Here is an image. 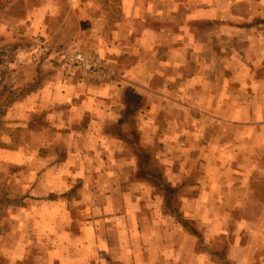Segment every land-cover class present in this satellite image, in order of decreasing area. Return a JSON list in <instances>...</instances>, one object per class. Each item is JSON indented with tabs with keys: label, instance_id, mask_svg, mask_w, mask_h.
<instances>
[{
	"label": "rangeland",
	"instance_id": "1",
	"mask_svg": "<svg viewBox=\"0 0 264 264\" xmlns=\"http://www.w3.org/2000/svg\"><path fill=\"white\" fill-rule=\"evenodd\" d=\"M199 1L0 0L2 110L9 113L14 104L5 107L7 99L29 76L21 71L19 52L29 55L41 81L70 82L64 73L66 51L77 44L87 54L103 52L111 44L105 34L113 28L108 22L132 14L151 18L158 2L159 15L172 21L183 18L180 22H188L190 33H200L202 41L208 35L210 40L213 28L223 32V18L238 22L236 28L232 26L234 37L245 45L251 43V29L259 32L255 27L264 28V24L245 28L239 23L264 18V0ZM197 2L205 7L200 9L207 18L202 22L193 21ZM215 16L220 21L213 27L209 19L215 20ZM99 19L105 25L97 24ZM172 24L167 79L163 67L155 65L164 59L156 54L158 42L146 37L142 41L149 43L147 55L136 57L143 73L125 74L166 95L154 94L146 101L149 110L143 113L141 128L130 119L132 130L122 139L134 152L126 157L140 159L135 179L121 182L113 178L105 183L90 182L85 176L76 180L85 171L74 167L78 163L62 168L71 161L67 157L74 155L63 153L72 144L64 143L67 137L44 136L41 143L26 148L20 130L28 131L37 122L19 123V119H9L8 113L3 117L0 264H106L109 260L110 264L118 260V264H264V96L251 97V103L243 97L249 87L250 92L260 94L261 84L254 80L256 84L246 88L247 73L231 71L238 64L244 68L245 60L240 62L243 56L227 41L216 40V47L211 44L222 50L221 62L206 55L209 46L196 51L188 47V57L187 47L174 37L179 36L180 26ZM151 25L159 28L163 23ZM135 43L130 47L135 48ZM181 46L179 58L175 54ZM246 53L247 63L261 58L259 53ZM178 61L188 63L186 72L180 70L183 66ZM164 80H168V88L163 87ZM236 83L240 90H231ZM19 110L15 109V117ZM61 123L57 121L55 126ZM38 124L48 125L42 131L52 132V121ZM141 142L145 147L137 150ZM98 168L101 174L107 172L102 163ZM148 178L153 183H147ZM121 223L131 228L125 236L133 237H124L121 250L127 255H115L112 250L106 257L105 250L94 242L103 235L97 229Z\"/></svg>",
	"mask_w": 264,
	"mask_h": 264
},
{
	"label": "crops",
	"instance_id": "2",
	"mask_svg": "<svg viewBox=\"0 0 264 264\" xmlns=\"http://www.w3.org/2000/svg\"><path fill=\"white\" fill-rule=\"evenodd\" d=\"M160 1H163V3L169 2V0H159V2ZM159 2L153 6V15L151 18L146 19L134 16L132 14L129 17L115 18L111 22L107 23L113 25L112 29H109L105 32L106 35H109L111 44L107 46L106 50L99 54L93 50L90 51L91 54H88L98 59L99 63L106 71L111 70L113 72L112 77L101 80L100 82L95 81L88 76H81L80 79L73 80L68 77L65 72L64 73L70 82L60 84L54 81V83H50L48 82L49 80L43 82L39 78V71H37L34 63H32L31 59L28 57L29 55L26 54V52H19V62L22 65L21 71L26 73L25 76L29 75L27 78L23 79L22 85L31 86V90H29V92L26 93L22 99L14 102V105L11 106L9 113L6 112V115L8 113L9 115H7V117L9 116V119H19V123L23 124L27 121H36L37 124L31 129L35 131L36 136H41V141L39 143L42 142L44 136L53 135L65 138L67 137L64 143L70 144L72 142V144L68 146L69 148H66L65 146L63 153L69 152L70 154L73 153L74 155H71L72 158H70V156L67 157V159L69 158L71 161L68 160L62 166V168L71 166L73 162L78 163L74 165V167L78 168L79 166L80 169L85 171H82L83 173H81L80 176L77 174L76 178H74L76 180L86 176L90 182L101 180L102 182H105L107 179L111 180L113 178H117L121 182H126L127 180H133L135 177H137L135 172L137 170V166L139 165L138 163L140 159L137 157H131L128 159L126 157L127 154H133L134 152L132 153V151H130L128 144L122 139L125 138L132 130L131 124H129L131 121L130 119L134 120V122L137 124V128H141V124L144 120L143 113L145 110H149V105H146V101H149L151 97H155L154 94H157L158 96H162L163 94L157 91V89L150 83H143L141 81V84L140 81H135L131 79L130 76L127 77L125 74L143 73V68L139 65V63H137L136 60L140 58L139 55L142 53L147 55L149 43L147 42L144 44L142 41V39L146 37L148 41L158 42L160 48L156 54L158 56L163 55L164 59L161 61V65L156 63L155 65L158 67H163V76H165V79H167L168 71H166V68L168 69L171 64V62H169L171 59V57H169L171 46L167 43H169V39H173V29L171 30L170 28L173 25L172 23L178 24L180 26L179 36L178 33L174 34V37L179 40V44H184L187 49L188 47H190L192 50L194 49L193 51L209 46L211 49H203L206 55H209V57L213 56L220 62L223 52L219 47L215 48L217 46L215 41H227L230 44V47H233L237 55L241 54L243 56L240 62L245 60L244 68L239 64L237 66H231V71L233 73H239V71H245L247 73V75L244 77V87L247 88V86L256 84L257 82L261 85H264L263 27H255L259 28L261 31L263 30L262 32H253L252 30L254 28L251 29V34H249L251 43L245 45L243 40L241 42V40H235L234 37L233 32L237 27L236 24H238V22L223 18V20H221L223 32L221 31L218 33V30L213 28V33L210 36V40L208 35L206 40L202 41L203 35L198 32L190 33L192 29H189L188 22H180L183 21V18H177L175 19L177 21H172L168 17L166 18L159 15V7L161 4ZM200 3L201 0L199 1V4ZM201 5L202 6L198 5L197 2V9L195 11L196 18H194L193 21L202 22L203 19H207L203 18L200 12L201 8H205L203 4ZM132 9L135 12L136 8L133 7ZM209 20L213 27L215 24H217V22L220 21L218 16H215V20H213V18ZM100 21L101 19L98 20L97 24L105 25ZM153 23H163V25L159 28H153L151 25ZM239 23L245 28H248L247 26L250 25L260 26L264 24V18L256 20V22L241 21ZM230 27L232 28L231 32ZM97 31L100 33V29ZM188 35L194 37L195 39L188 38ZM67 40L69 41V38ZM133 42H136L135 48L130 47ZM153 44L155 43H152L151 46ZM211 44H213L215 47H212ZM184 46L176 49L175 55H177V57L181 58L183 55L181 51ZM74 48L81 49L83 47L74 44L69 50ZM187 49L186 52H188L187 54L189 57L190 49ZM159 50H163V53L159 52ZM246 52H248L250 55H257L259 53L261 58L257 61L253 60L252 63H247L246 59H244V54H247ZM148 54L150 55V53ZM178 62L179 66H183V68H180V70H184L186 72L188 70V63L181 61L183 65H180V61ZM195 62L196 65H198V58ZM31 67H33V71H31ZM246 67H249L248 71H246ZM251 78L253 79L251 80ZM254 80L256 83H252ZM148 81L150 82L151 79H148ZM164 81L165 83L163 87L165 88L168 85V83H166L168 80ZM261 85H258L261 87L259 89L260 94H257V90H253L255 92H250V87L247 88L248 93L243 95V97L247 99L246 103H251V97H255L256 95L264 96V86ZM254 87L256 88L257 86ZM229 88H232V85H229ZM231 90L239 91L240 85L236 83ZM138 91H143V93L140 94ZM164 96L166 95H163V97ZM132 105H136V107H131ZM17 107L20 109V115L15 117V109ZM262 111H264V109H262ZM249 113L251 112L249 111ZM41 121H52V123H54L51 124V126L53 125L52 132L47 133L49 130H46L47 132L42 131L45 130L48 125L42 124L40 126L38 123ZM57 121H63L60 127L55 126L57 125ZM114 121H118L119 124H117V122L115 124ZM20 131L26 132L27 129ZM74 137L75 139H73ZM142 143L143 142H141V144L138 143L135 148L138 150V148H141L142 145L144 146ZM89 159L91 160L90 162ZM101 163L104 164L105 169H107L105 174L104 172L101 174L102 172L96 171V168L99 169L98 166L100 167ZM147 183L150 184L153 183V181L148 178ZM52 189L51 191H56L54 188ZM92 195L93 196L91 199L94 197V194ZM102 226L105 228L100 229L99 227L97 229V233L98 235L101 233L103 235H99V238L94 241L97 243L98 248L102 247V249L105 250L106 257H110L112 250H114L115 255H127V253L121 249L125 248L124 237L133 239L131 236H125V234L131 233L130 226L124 225L123 223L118 225ZM110 232H112L113 235H111ZM131 243L129 248L133 247V244L131 246ZM137 257H141L140 254ZM118 262L119 260L115 261L114 263L118 264ZM106 264H110V260L109 263ZM142 264H144V262Z\"/></svg>",
	"mask_w": 264,
	"mask_h": 264
},
{
	"label": "built area",
	"instance_id": "3",
	"mask_svg": "<svg viewBox=\"0 0 264 264\" xmlns=\"http://www.w3.org/2000/svg\"><path fill=\"white\" fill-rule=\"evenodd\" d=\"M64 71L73 80L80 76H88L100 82L113 76V74L103 68L98 59L84 53L80 48H74L65 52Z\"/></svg>",
	"mask_w": 264,
	"mask_h": 264
},
{
	"label": "trees",
	"instance_id": "4",
	"mask_svg": "<svg viewBox=\"0 0 264 264\" xmlns=\"http://www.w3.org/2000/svg\"><path fill=\"white\" fill-rule=\"evenodd\" d=\"M30 87L31 86H22L13 95L11 93L12 96L9 99H7V103L5 104V107H8L12 103L18 101L20 99V96L24 92L28 93L29 90H31ZM0 103H2L1 100H0ZM3 107H4V105L2 106V104H0V110H1L0 111V123H2V122L4 123L5 122L3 117L6 115V112L4 113V110H2ZM22 134H25V135H23V137L21 136V140L20 141H22V145L25 146L26 148L34 147L41 141V136H36L35 135V131L32 130V129H30V130H28L26 132L24 131Z\"/></svg>",
	"mask_w": 264,
	"mask_h": 264
},
{
	"label": "bare ground",
	"instance_id": "5",
	"mask_svg": "<svg viewBox=\"0 0 264 264\" xmlns=\"http://www.w3.org/2000/svg\"><path fill=\"white\" fill-rule=\"evenodd\" d=\"M109 73H113L111 70H107ZM81 78V76L79 77V78H76L75 80H78V79H80ZM90 78V77H89Z\"/></svg>",
	"mask_w": 264,
	"mask_h": 264
}]
</instances>
